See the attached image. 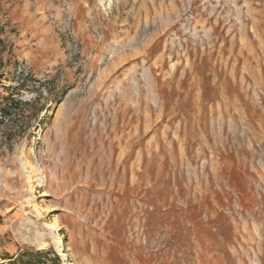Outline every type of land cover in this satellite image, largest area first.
<instances>
[{
	"label": "rangeland",
	"instance_id": "1",
	"mask_svg": "<svg viewBox=\"0 0 264 264\" xmlns=\"http://www.w3.org/2000/svg\"><path fill=\"white\" fill-rule=\"evenodd\" d=\"M48 250L264 264V0H0V264Z\"/></svg>",
	"mask_w": 264,
	"mask_h": 264
},
{
	"label": "trees",
	"instance_id": "2",
	"mask_svg": "<svg viewBox=\"0 0 264 264\" xmlns=\"http://www.w3.org/2000/svg\"><path fill=\"white\" fill-rule=\"evenodd\" d=\"M49 250L48 251H36L35 253H22L21 256L18 259H14L10 264H40V256H48L49 255ZM53 261L56 264H61L59 261V258L57 255L53 254Z\"/></svg>",
	"mask_w": 264,
	"mask_h": 264
},
{
	"label": "bare ground",
	"instance_id": "3",
	"mask_svg": "<svg viewBox=\"0 0 264 264\" xmlns=\"http://www.w3.org/2000/svg\"><path fill=\"white\" fill-rule=\"evenodd\" d=\"M57 226H58V225H57L56 223H49V224H48V227H49L50 229H52V231H53V230L55 231V230L57 229ZM51 239L55 241V245H56V251H57V253H59V254H61L62 256H64L65 254H64L63 252H61V250H60L61 240H59V239H56V240H55V236H54V235L51 236ZM35 243L38 244L39 247H40V246H44L45 244H47V242H46L43 238H37Z\"/></svg>",
	"mask_w": 264,
	"mask_h": 264
}]
</instances>
